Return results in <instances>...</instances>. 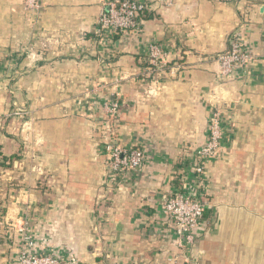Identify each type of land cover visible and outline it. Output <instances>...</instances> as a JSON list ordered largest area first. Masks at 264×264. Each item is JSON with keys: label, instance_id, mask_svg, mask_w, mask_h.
I'll list each match as a JSON object with an SVG mask.
<instances>
[{"label": "crops", "instance_id": "obj_1", "mask_svg": "<svg viewBox=\"0 0 264 264\" xmlns=\"http://www.w3.org/2000/svg\"><path fill=\"white\" fill-rule=\"evenodd\" d=\"M103 1L0 0V154L18 155L0 167V264H18L23 228L79 264H264V0H137L139 28L117 35L100 31ZM237 30L255 58L222 79ZM154 42L169 67L150 68ZM216 110L224 139L199 179ZM113 140L146 153L121 184ZM178 190L206 203L190 250L165 211Z\"/></svg>", "mask_w": 264, "mask_h": 264}, {"label": "built area", "instance_id": "obj_2", "mask_svg": "<svg viewBox=\"0 0 264 264\" xmlns=\"http://www.w3.org/2000/svg\"><path fill=\"white\" fill-rule=\"evenodd\" d=\"M172 4L173 0H163ZM27 11L39 8L38 0H24ZM147 9V5L137 0H104L102 11L98 18L101 32L117 35L139 28L140 18ZM170 51L158 43H151L148 48L149 63L152 69L164 68ZM255 54L243 48V33L235 31L230 38V48L217 56L220 63V77L231 79L237 70L254 60ZM107 112L113 116L119 110L118 102H111ZM224 139V124L219 110L211 117L207 139L204 145L195 151L194 172L199 179H203L207 161L213 158L222 145ZM108 153V167L117 175L115 183L121 184L126 176L137 172L145 163L146 153L140 147L123 146L117 141L109 142L106 146ZM200 187L204 186L199 182ZM203 193V192H200ZM206 203L203 197H195L185 190H178L167 199V212L171 229L176 234L177 244L183 250L194 248L199 240V230L203 224ZM24 246L21 249L18 264H72L78 262L73 252L65 257H59L53 252H35L36 242L22 229Z\"/></svg>", "mask_w": 264, "mask_h": 264}, {"label": "trees", "instance_id": "obj_3", "mask_svg": "<svg viewBox=\"0 0 264 264\" xmlns=\"http://www.w3.org/2000/svg\"><path fill=\"white\" fill-rule=\"evenodd\" d=\"M146 12V11H145ZM172 63H167V67H169ZM17 154H13L10 157L4 156L2 153L0 154V167H9L11 166L13 160L17 158ZM206 211V210H205ZM205 214V213H204ZM6 216V210L3 207H0V221L4 220Z\"/></svg>", "mask_w": 264, "mask_h": 264}, {"label": "water", "instance_id": "obj_4", "mask_svg": "<svg viewBox=\"0 0 264 264\" xmlns=\"http://www.w3.org/2000/svg\"><path fill=\"white\" fill-rule=\"evenodd\" d=\"M72 264H79V262H75V263H72Z\"/></svg>", "mask_w": 264, "mask_h": 264}]
</instances>
